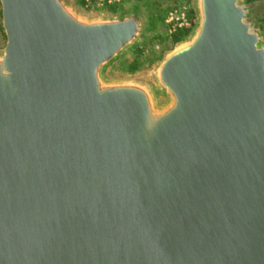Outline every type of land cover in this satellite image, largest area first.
Segmentation results:
<instances>
[{
  "label": "water",
  "instance_id": "obj_1",
  "mask_svg": "<svg viewBox=\"0 0 264 264\" xmlns=\"http://www.w3.org/2000/svg\"><path fill=\"white\" fill-rule=\"evenodd\" d=\"M0 1V264H264V43L241 0H198L161 105L104 76L138 12Z\"/></svg>",
  "mask_w": 264,
  "mask_h": 264
},
{
  "label": "rangeland",
  "instance_id": "obj_2",
  "mask_svg": "<svg viewBox=\"0 0 264 264\" xmlns=\"http://www.w3.org/2000/svg\"><path fill=\"white\" fill-rule=\"evenodd\" d=\"M72 7L85 18H108L138 12L144 20L139 38L104 70L111 81L139 82L149 87L159 104L167 102L157 84V72L165 57L176 47L189 41L195 34L200 13L198 0H68ZM247 12V23L261 35L264 43V0H241ZM177 16H184L188 24L178 26ZM3 14L0 1V54L3 53L7 36L3 30ZM177 32L182 40L173 41Z\"/></svg>",
  "mask_w": 264,
  "mask_h": 264
},
{
  "label": "built area",
  "instance_id": "obj_3",
  "mask_svg": "<svg viewBox=\"0 0 264 264\" xmlns=\"http://www.w3.org/2000/svg\"><path fill=\"white\" fill-rule=\"evenodd\" d=\"M99 2H105L106 0H97ZM108 1H111V0H108ZM177 21H178V26L182 27V26H185L187 23L186 21V18H184V16H177L176 17Z\"/></svg>",
  "mask_w": 264,
  "mask_h": 264
},
{
  "label": "trees",
  "instance_id": "obj_4",
  "mask_svg": "<svg viewBox=\"0 0 264 264\" xmlns=\"http://www.w3.org/2000/svg\"><path fill=\"white\" fill-rule=\"evenodd\" d=\"M247 1H252V0H247ZM173 2L177 3L178 0H173ZM183 37H184L183 33L177 32L176 34L173 35V41L178 42V41L182 40Z\"/></svg>",
  "mask_w": 264,
  "mask_h": 264
}]
</instances>
